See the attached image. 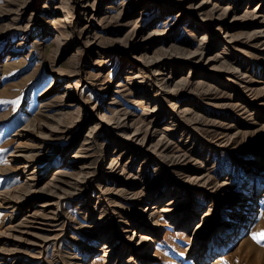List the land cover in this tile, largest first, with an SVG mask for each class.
I'll return each mask as SVG.
<instances>
[{"label":"bare ground","instance_id":"1","mask_svg":"<svg viewBox=\"0 0 264 264\" xmlns=\"http://www.w3.org/2000/svg\"><path fill=\"white\" fill-rule=\"evenodd\" d=\"M109 1L47 0L44 8L48 9L51 15L56 16V21L54 27L46 26L39 33V35L43 34L40 39H36V33L39 31L40 25H43L41 18L35 14V5L38 0L24 1V12L22 14L17 13L20 15L18 17H12L13 13L17 11L11 9L0 15L1 21L9 20L11 25L9 27L0 25L1 28L5 27L0 32V52L1 49L10 45L9 49L0 55V67L3 64V58L5 61L13 59L23 49L26 42L31 39H36L34 43L38 50L37 54L41 55L39 45L43 43H41L43 39L50 35L54 37L56 45L54 51L52 50L55 54V61L56 57H61L63 53L77 49L78 44H82V42L83 51L86 49V56L89 57L88 62L97 57L95 69H91V66H83L78 60V52H74L70 64L56 69L53 67L55 76L51 79L50 86L44 91L43 109L33 120L31 119L32 121H28L22 131L16 135L20 140L28 139L32 142L29 145L32 148L28 150L29 146L25 147L20 142L18 149L10 155L11 160L21 163L24 168L28 169V173L25 184L1 192L4 204L7 206L3 208L16 212L17 218L15 224L0 231V264H49L50 260L61 264H93L95 259L92 260L93 258L90 257L96 256L97 248L96 245L92 246V244L100 242L102 246L100 250L105 252L103 264H111L114 258L122 264H143V257L145 256L139 253L140 250L136 245L141 243L142 248L151 251L153 243L156 242L155 238L159 235L158 232L162 230V227L168 226L167 220H172L178 228L180 227L179 229L182 230L180 233L188 232L191 236L190 241L193 246L187 248V251L191 249L188 255L190 258H201L206 251L211 256H215L216 252L222 251L224 247L226 255H217L213 263H210L222 264L229 256L228 253L244 244L250 236L249 229L253 224L252 222L258 218V212L262 206L259 201L261 199L264 201V198L261 197L264 196V177H260L259 180L249 177L248 181L245 182L246 186L242 189L239 188L244 191L239 198L244 199L245 203L238 210L239 204L234 206L236 197L228 200L230 195L228 192H232L234 187L227 181L221 182L214 188L210 187L213 176L210 173V167H208L209 159L199 161V159L192 157V151L190 154L187 152L174 156L169 155L173 147V141H170V138L175 136L174 139H177L175 132H177L178 125L186 120L185 126L193 131H199L201 126H204L202 114L199 113L198 115L193 107L182 108L179 106L173 114L170 125L165 129H158L156 123L150 122L145 128L139 126L135 127L133 131L134 122L130 123V121L135 115L125 112L119 121H112L102 111V108H97L95 105V93L100 95L120 57L129 64V69L133 73H137L138 78L143 82L150 84V87L154 86V88L166 91L167 98L152 97L147 94L137 100L138 104H143L146 108V112L143 113L145 119L150 121H162L166 115L163 116L162 114L166 110L163 108L166 107L168 98H175L182 90L202 88L205 93L213 91L215 88L210 83L213 79H208L211 74L215 75L214 77L217 79L214 82L218 84L221 82L224 72L229 80L234 78L230 81L235 82V84L237 79L242 82L243 78L246 79L245 77L248 75L246 76V73H242L232 63H229L228 59H232L231 51L243 55H252L251 52L254 51L253 48H256V43L259 40H264V0H239L240 6L237 8H232V4L236 3L237 0H113V4L107 5L105 10L102 9L105 4L110 3ZM245 1H247V7L241 9L242 2ZM116 7H118V11L114 15L112 12ZM31 9H33L32 14L26 18L25 14H28ZM207 13L210 15L205 16ZM76 14H78L79 19L75 22L73 17ZM89 17L91 25L84 26L83 23ZM157 17L165 20L163 21L165 23L163 28H158V26L154 31H148L146 26ZM146 20L148 21L147 25H141ZM112 22H116L117 25L107 29L106 25ZM204 23L207 25L199 28ZM78 27H82L84 30L88 29L85 33L87 36L83 37L84 41H80L76 36ZM101 28L105 29L104 34L100 31ZM239 28L241 32L235 34L234 31ZM53 30L55 33H52ZM13 33L22 35L20 42L15 45L11 37ZM183 34L191 36L196 40L195 43L192 41L191 44L186 43V38L175 42L176 37ZM208 45L211 46V49ZM237 46L240 48L234 49ZM53 65L55 66V64ZM90 71L91 75L89 74ZM86 72L88 79L83 81ZM106 74L105 80L100 82ZM235 79L236 81H234ZM253 82L252 80L244 81V87L250 92L253 99H259L257 100L260 103L258 107L262 108L264 105V88L261 90L255 88ZM80 92L85 93V95L82 96ZM94 109L93 116L87 119V111L89 110L90 114ZM243 115L252 121H261L264 118L260 112L253 108L251 103H247V107H244ZM88 122L92 125L86 127ZM63 125L65 127L59 135V140H56L55 135ZM120 127L132 130V137L141 134L143 136L140 140L138 137L136 139L133 137V145H128L129 142L125 141L124 138L125 140L118 145L119 147L124 145L122 148L126 150L109 166L108 164L104 166L106 169L104 175H111V179L114 181L111 185L114 187H105L99 184L97 186L99 190L97 199L84 197L78 203L80 209L83 210V215L89 217L92 227L95 228L94 233L97 232L98 234L97 237H91V241L87 242L85 246L80 247V249L83 248V255L66 257L60 250L59 243L65 237L64 230L68 227L67 223H79V221L72 214L63 210L62 202L71 195V191L69 192L66 187L63 188L64 186L61 185L66 183L68 186L70 184L69 180H62V177L68 176L76 179L73 184L77 189L84 183L91 185L94 176L92 175L94 161L87 159L89 157L87 153H91L97 148V150L100 149L102 144L99 141V134L107 129L112 132L115 128ZM158 132L166 136L163 137L164 139L161 137L155 145L149 141H144L146 135L150 139H154ZM244 134L246 136L247 133ZM78 136L80 137L79 144L74 147L72 142ZM167 136L170 138L166 140ZM32 137L36 138V141H33ZM219 139L211 146L212 150L214 148L232 147V137L228 138L227 135L221 136ZM125 153H133V156L147 155L145 160L154 158L157 165L164 162L173 166L189 161L199 164L198 170L191 171L194 173L193 176H183L188 178L187 182L192 185V189L197 195L214 199L216 201L215 206L221 209L225 204L224 207L229 208V220L223 222L222 225L219 224L217 227L220 229L217 227L215 229L209 228L210 217L216 215L215 213L211 215L210 211H214L212 208L207 213L202 211L203 214L198 213L197 217L196 215L192 217L194 199L190 198L192 191L186 188L182 190H187L189 196L182 194L177 189L170 191L172 197H169V201L165 202L166 204L160 211L157 210L159 209V195L150 193V190L147 191L151 194L149 197L145 188L134 191V193L129 192L130 190L127 191L124 187L117 188L115 184H124L127 176H131L126 168V163H124L127 158ZM55 155L56 157H54ZM44 158L47 159L43 160ZM258 160L264 162L262 157H258ZM36 163H41V166L35 167ZM22 165L20 168L23 167ZM52 167H56L54 176L42 185L40 182L44 180V176L49 173L48 170ZM9 168L3 169L5 173L11 170ZM78 174L83 175L84 181H78ZM114 174L115 179L113 180ZM250 181H253V184H250ZM62 192L64 193L62 194ZM160 193L162 191L157 194ZM114 194L121 196L123 202L131 199L137 202L147 199V197L149 199L153 197L155 205L151 207L152 212L149 221H147L149 225L147 223L142 224L146 222L144 218L136 220L135 213H128L126 217L125 205L123 206L116 200L112 201L111 197ZM108 196L111 197L108 198ZM224 196H226L225 201L223 200ZM258 205L259 209H257ZM0 207L2 208V205ZM117 211L118 214H124L122 215L124 219L118 220V223L116 221L113 230L102 228L100 222L103 220L114 221L117 219ZM98 212H100V217L97 219L99 222H96ZM263 216L264 214H261L259 219ZM164 219L166 222L163 221ZM119 226H121V230H119ZM229 229L230 236H228ZM132 231L133 236H128V233L131 232L132 234ZM146 234L152 235V237H148ZM220 241L222 245L219 246ZM52 242L55 243L54 257L48 259L46 247ZM159 253H162V250L157 248L156 255ZM154 258H147L150 259V264H155L157 259L153 260ZM190 263L194 264L192 260Z\"/></svg>","mask_w":264,"mask_h":264},{"label":"rangeland","instance_id":"2","mask_svg":"<svg viewBox=\"0 0 264 264\" xmlns=\"http://www.w3.org/2000/svg\"><path fill=\"white\" fill-rule=\"evenodd\" d=\"M18 1L0 0V15H2V13H5L8 9H11L15 12L17 11L16 13H13L12 17L20 16L18 14L20 13L22 14L24 12L23 2L26 0H22V1L18 0ZM46 1L47 0H38V2L35 5L36 8L35 14L36 15L38 14L37 17L41 18V22L43 24L40 25V29H38L39 31L36 33L37 34L36 39H40V37L43 36V34L39 35V33H41L46 26L54 27L56 21V16H54L53 14L51 15L48 9L44 8ZM109 2L110 3L105 4L102 9L105 10L107 8V5L113 4V0H110ZM246 4L247 1L242 2L241 9L243 8L246 9L247 7ZM238 6H240L239 0H237L236 3L232 4V8H237ZM117 11H118V7H116V9L114 8V11L112 13L115 15ZM32 12L33 9H31L28 12V14H25V17L29 18ZM206 15H210V13L205 14V16ZM78 19H79L78 14H76L73 17V21L76 22L78 21ZM90 20H91L90 17L87 18L86 21L83 23L84 26L87 25L90 26L91 25ZM163 21H165L163 18L157 17L149 25H147L148 22L147 20L144 23H141V25L143 26L147 25L146 29H148V31H154V29L157 28L158 26H159L158 28H163V25L165 24ZM1 24H3V26L6 27L11 26L9 20H5L4 22L0 20V25ZM116 25H117L116 22H112L106 25V28L108 29L111 27H115ZM206 25L207 24L204 23L200 25L199 28L201 27L203 28V26L205 27ZM4 29L5 27L3 28L0 27V32ZM86 30L88 29L84 30V28L78 27L77 30L78 32L76 33V36L80 41H84L83 37L85 35L87 36V34H85L87 32ZM100 31H102V34H104L103 32L105 31V29L101 28ZM240 32H241L240 28L234 31L235 34H239ZM52 33H55L54 30L52 31ZM11 37L13 39L14 45L19 43L20 40L22 39V35H20V33L18 34L13 33ZM176 38L177 39L175 40V42H178L183 38H186L187 39L186 43L188 42L190 44L191 41L192 43L193 42L195 43L196 41L191 36H187L186 34H183ZM35 40L31 39L30 41H27L23 49L20 50L19 53L15 57H13V59H11L10 61H5V58H3L2 59L3 64L0 67V79H1L0 80V205H2V208L0 207V229H1L0 231L5 230L7 227H9L12 224H15L17 218L16 212H12L11 210L8 211L4 209L7 206L4 204V199L1 196V192L11 190L17 186H22L23 183L25 184L27 179L28 169L24 168V166L21 163L13 162L11 160L12 157L10 155H12L18 149V145L20 142H22V145H24L25 147L29 146L32 142H30L28 139L20 140L16 135L17 133L22 131V128H24V126L27 124L28 121H32L43 109L44 91L50 86L51 79L55 76L53 70L70 64L74 56V52L75 53L78 52V60L80 61V63H82L83 66L85 65L87 67L91 66V69L96 68L95 64L97 57L96 59L95 58L90 59L91 61L88 62L89 57L86 56V49L85 51H83V42L82 44H78V46L76 47L77 49L72 51H67L63 53L59 58L56 57V61H55V54L53 52L54 51L53 49L55 48L56 45L54 42V37L50 35L47 36L45 39H43V41H41V43L43 42L42 44L39 45L41 55L37 54L38 50L34 43ZM256 44H257L256 48L252 49L254 50L253 52H251L252 55H243L241 53H233V51H231L232 59H228L229 63H232V65H234L236 68L241 70L242 73H246V76L248 75L247 77H245L246 79L243 78L242 82H240V79H237V82L235 84V82L230 81L233 80L234 78L229 80L224 72L222 73L224 74L222 78L223 80L221 79V82L218 84L214 82L215 79H217L216 77H214L215 75L211 74L209 75L208 79L210 78L213 79V81H211L210 83L212 84V87L215 88L216 90L214 89L210 93H205V91L202 90V88L201 89L187 88L185 90L180 91L175 98L169 97L168 98L169 101L166 102L165 105L166 107L163 108L164 110L165 109L166 110L162 115L163 116L165 114L166 115L162 119V121L156 122V121L146 120L144 116V113L146 112V108L144 107L143 104L141 105L138 104L137 100L141 99L144 95L147 94L152 97L156 96L161 98H167L166 91L159 88H154V86L150 87V84L146 83L145 81L143 82V80L138 78L137 73H133L129 69L128 67L129 64L126 63L124 59L121 57L119 58L117 64L115 65L112 74L108 78L107 80L108 82L106 81L107 84L101 90L100 95L95 93L96 94L95 105L97 106V108L100 109L102 108V111L105 112V114L109 116L112 121L115 122L119 121L120 117L125 112H130V114L131 113L134 114L135 116H133L132 120L130 121V123L134 122V128L132 129L133 131L135 127L141 126L145 128L146 125H148L150 122L156 123V125H158V129H165L170 125V121L172 120L173 114L175 113L177 107L179 106H181L182 108L193 107L198 115L199 113L203 115L204 126H201L199 131H193L189 127L185 126L184 123H186V120H183L182 123L178 125L177 132H175L177 139L176 140L174 139L175 136L174 138L173 137L170 138V136L166 137V140L170 138V141H173V145H172L173 147L169 155L174 156L176 154H185L187 152L190 154V152L192 151L191 152L193 154L192 157H194L195 159H199V161H201L202 159H209L208 167H210V173L213 176V180L211 182L210 187L214 188L219 184H221V182L227 181L228 184L234 187L232 188V192L231 191L228 192L230 194L233 193V195H229L228 200L232 199L233 197H238L239 195L236 194L239 193L240 190L239 188L242 189L246 186L245 182L248 181L249 177L254 178L255 180H259L260 177L261 178L264 177V162H262V160L261 161L258 160V157L260 158L262 157L264 159V128H262L264 127V118H262L261 121H252L249 117H245V115H243L244 107H247V103H251L253 105V108H255L257 112H260V115L264 117V105H262L263 106L262 108H259L258 106L260 105V103L257 102V100L259 99L257 100L253 99V97L250 96V92L244 87L245 85L244 81L252 80V82L254 81L253 84L255 88H260L259 90L264 88V40H259ZM9 47L10 45H8L4 49H1L0 55L5 51H7ZM209 48L211 49V46ZM237 48L240 47L239 46L234 47V49ZM53 64H55V66ZM53 67H55V69H53ZM89 74L91 75V71ZM106 77L107 74L102 78L100 82H103ZM87 79H88V75L86 72L83 77V81ZM234 81H236V79ZM80 94L82 96L85 95V93H81V92ZM170 103H172L173 105H171ZM66 111H68V109H66ZM94 112L95 109L92 110V112H90L89 114V110H88L86 113V117H88L87 119H89L90 116H93ZM90 125H92V123L88 122L86 127ZM64 127L65 126L63 125L57 131L55 135L56 140H59V135L63 131ZM109 130L110 129H107L106 131L99 134V141L100 144H102L100 146V149L97 150L98 149L97 148L93 152L91 153L89 152L90 154L87 153V156L89 155L87 159H91L94 161V171L92 174L94 176L92 177L91 185L84 183L77 189L76 186H74L73 184V182H75L76 179H72L68 176L62 177V180L65 179L69 180L70 184H68V186L66 183L61 185L64 186L63 188L66 187V189L69 190V192L71 191V195L67 197L65 196L66 198L62 202L63 210L66 213L72 214L79 221V223H75V222L67 223L68 227H66L64 230L65 237L63 238V241L59 243V248L66 257L69 256L75 257L76 255L78 256L83 255L82 252L83 248L80 249V247L85 246L87 242L89 243L91 241L90 240L91 237H97L98 234L97 232L94 233L95 228L92 227L93 225H91V221H89L90 220L89 217L83 215V210L80 209L78 203L82 201V198L84 197L85 198L92 197L94 199H97V195L99 194L98 193L99 190L97 189V186L99 184L105 187L108 186L114 187L111 185L114 182L111 179V175L109 176L104 175V173H106V169L104 168V166L107 164L109 166L114 160L118 158V156L122 152H124V150H126L122 148L124 145L121 147H119L118 145L122 143L123 140L126 139L125 141L129 142L128 145H133L132 139L134 136L133 137L131 136L133 132L132 130L123 127L115 128L112 132ZM244 133H247L246 136ZM227 135L228 138L232 137V143H231L232 147L230 146L228 148H223V149L214 148V150H212L211 146L213 145V143L215 141L217 142L218 140H220L219 138H221V136L225 137ZM142 136H143L142 134L140 136L136 135V137H138L139 140ZM164 136L163 134H160V132H158V135L154 139L153 138L150 139L146 135L144 141H149L151 144L155 145L159 141V139L161 137L163 138ZM136 137L134 138L136 139ZM32 139L33 141H36V138L32 137ZM79 141H80V137L79 136L75 137L72 142L73 146L75 147V145L79 144ZM31 148L32 147L29 146L28 150H31ZM146 156L147 155L144 154H140L138 156H133V153L127 154V158L124 160V163H126V168L131 173V176H127V178L125 179L126 183L124 184H127L126 186L123 183H121L120 185L115 184L117 188L124 187L127 191L130 190L129 192L134 193V191H137L142 188H145L147 192L148 189L151 190L149 188L151 186L162 187L165 190L162 193L164 201L168 200L169 197H171V195H169L170 194L169 192L176 189L177 191L180 190L182 194L189 196L187 190H182L183 188H186L192 191V195H190V198L194 199V203H193L194 210L191 212L192 217L194 215H196L197 217L198 213H202V211L207 213L212 208L214 211H210L211 215L213 213H215L216 215H214L215 217L214 216L210 217V223H208L209 228L215 229L219 224L222 225L223 222H227L229 220L228 218L229 208L224 207L225 204L223 205L222 209L218 208L217 206H215L216 201L214 199L212 198L207 199L205 196L197 195L195 190L192 189V185L189 182H187L188 175L193 176L194 173L191 171L198 170L199 164H195L194 161H189L181 165L172 166L164 162H161L160 165H157V162L154 161V158L145 160ZM54 157H56V155ZM46 159L44 158L43 160ZM21 165L23 166L22 168H20ZM39 165L41 166V163H36L35 167H38ZM156 166L157 169L155 170ZM6 168H9L11 170L8 173L7 172L5 173L3 169ZM33 169L31 170V172L33 171ZM55 170L56 167L55 168L52 167L50 170H48L49 173L44 176V180H42L40 183L42 185L47 183L49 179H51L54 176ZM31 172L29 171V173ZM80 175L81 174H78L77 177L78 181H84L83 175L81 176ZM183 175H186L187 177ZM104 178H106L107 180L105 179V181L102 182ZM112 178L113 180L115 179V174L114 177ZM104 182L106 183L107 186L105 185ZM251 183H253V181ZM148 192L147 194L150 197L151 194ZM63 193L64 192H62V194ZM109 197L111 196H108V198ZM149 197H147V199L145 198L146 200L145 199L138 200L137 202L133 199L127 201L125 200L123 202L121 196H117V194H114L112 195L111 199L112 201L116 200L120 202L123 206L125 205L126 207L125 216L128 213L131 214L135 213V216H138L140 218L143 217L147 218L149 217V213H148L149 211L147 209L145 210V207L146 205L149 206L153 205L151 203L149 204L144 203L145 201L149 200ZM225 198L226 196L223 197L224 201ZM259 202L262 203V206L260 208V211L258 212V218H256L255 221L252 222L253 224L249 229L250 236L244 242V244L240 246L238 245L239 246L238 248L230 252L228 251L229 255L238 252L240 253V255L234 257V259L227 258L222 264H264V244L257 243L252 238L254 233L264 232V216L260 218L261 220L259 219V216L261 214H264L263 212L264 201L263 199H261ZM161 207H163V205H161L160 208ZM257 209H259V205ZM122 215L124 214L122 213L118 214L117 219H115L114 221L103 220V222H100L102 228L105 227L109 230H113V228H115V222L117 221L116 223H118L119 221L124 219L122 218ZM99 217H100V212L97 213L96 220ZM163 221L166 222L165 219ZM96 222L99 221L97 220ZM171 222L172 221L170 220L167 222L168 223L167 228L169 231L166 233L165 236L163 235L162 238L163 240L159 244L158 249L160 247L164 248L166 242L168 243L170 239L173 240L175 239L177 243L172 241L173 246L177 245L178 247H180V249H178L177 252H175L174 250L172 253L167 252L166 253L167 257L163 256L164 251L161 248L160 250H162L163 254L159 253L160 257L159 254L156 255L157 249L154 251L152 250L153 251L152 257L155 256V258L157 257L158 259L155 262V264H161V262H163L164 264H189V260L191 262L192 258L188 256L190 252L187 251V248H189L190 245H192V242L190 241L191 236L189 235L188 232L180 233L182 231L179 229L180 227L178 228L177 225H175V223L173 222L171 223ZM84 227L87 229L85 230ZM119 227L120 229L119 228L118 229L121 230V226ZM129 235L133 236V231L132 234L131 232L130 234L128 233V236ZM146 235L148 237H152V235L149 234ZM163 241L166 242L163 243ZM100 243L92 244V246L96 245L95 247L97 248V249L95 248L96 256L93 257L94 256L93 255L92 257H90L93 258L92 260L95 259L93 261V264H103L102 261L105 252L100 250L102 247ZM54 246L55 243L52 242L46 247V256L48 257V259H52L54 257V249H55ZM139 246L140 244L137 245V247ZM64 260H67V258H64ZM150 263L151 261L147 262V264ZM210 263H213V261L206 262L204 264H210ZM49 264H61V263L50 260ZM111 264H122V263L119 262V260H117L116 258H114Z\"/></svg>","mask_w":264,"mask_h":264},{"label":"built area","instance_id":"3","mask_svg":"<svg viewBox=\"0 0 264 264\" xmlns=\"http://www.w3.org/2000/svg\"><path fill=\"white\" fill-rule=\"evenodd\" d=\"M250 184H253V183H251L250 182ZM151 190H150V193H154V195H159V197H158V200H159V209H157L158 211H160L161 210V208H163L164 207V205L169 201V200H166V201H164V199H163V192L165 191L162 187H158V186H151V187H149ZM149 190V189H148ZM169 190V189H168ZM160 191H162V193H160V194H157L158 192H160ZM169 193H171V192H169ZM242 193H244V191L242 190L241 191V189L239 190V193H238V197H236V199H235V203H234V206L236 205L237 206V204H239L238 205V207H237V209L239 210V209H241V205H243L244 203H245V201H244V199H242V198H239L240 197V194H241V196H242ZM264 193V192H263ZM169 195H171V194H169ZM231 195V194H230ZM171 197H172V195H171ZM261 197H263L264 198V196H261ZM154 199H153V197L151 198V199H149L148 201H146V202H144L145 204H149V203H151V204H153L152 206H154L155 204V201H153ZM160 200H161V203H160ZM164 202H166V203H164ZM161 205H163V207H161L160 208V206ZM152 206H149V205H146V207H145V210L147 209L148 211V213H149V217H147V218H144L145 219V221L146 222H144V223H142V224H145V223H147L148 225H149V222H147V221H149V218H150V214H151V212H152V209H151V207ZM135 218H136V220H139V219H141V218H139L138 216H135ZM169 221V220H168ZM167 221V222H168ZM170 221H172V220H170ZM173 222V221H172ZM174 223V222H173ZM168 224V223H167ZM176 225V224H175ZM143 226V225H142ZM162 230H160V233H159V235L158 236H156V238H155V241L156 242H154L153 243V245H152V250L154 251V250H156L157 248H158V246H159V244L161 243V241L163 240L162 238H163V235L165 236L166 235V233L169 231L168 230V228L167 227H162L161 228ZM231 235V233H230V229L228 230V236H230ZM225 238V237H224ZM222 240V239H221ZM140 244V246L138 247L139 248V250H140V254L143 256H145V257H143L144 259V263L143 264H147V262L148 261H150V259H147V258H150V257H152L153 256V251L151 250V251H148L147 249H144V248H142V246H141V243H139ZM209 245H210V243H209ZM221 245V241H220V244H219V246ZM193 245H190V248L192 247ZM136 247H137V245H136ZM225 248L223 247L222 248V251H220V252H216V254H215V256H211L210 255V253L208 252V251H206L204 254H203V256H201V258H193L192 257V262L194 263V264H204V263H206V262H212V261H214L215 260V258H217L216 256L217 255H220V254H222V255H226V253H225ZM149 252V254H146V253H148ZM188 252H191V249H189L188 250ZM146 254V255H145ZM130 255V254H129ZM189 255V254H188ZM155 257V256H154ZM153 258V257H152ZM155 259H157V258H155ZM155 259H153V260H155ZM158 260V259H157Z\"/></svg>","mask_w":264,"mask_h":264},{"label":"crops","instance_id":"4","mask_svg":"<svg viewBox=\"0 0 264 264\" xmlns=\"http://www.w3.org/2000/svg\"><path fill=\"white\" fill-rule=\"evenodd\" d=\"M166 238V237H165ZM165 240V239H164ZM172 241H174V242H176L177 243V241H175V239L173 240V239H170V241H168V243L166 242V241H163V243H165L166 242V244H165V247L164 248H162V247H160L161 249H163V251H164V254H163V256H166V253L167 252H173V250L175 251V252H177V250L178 249H180V247H178L177 245L176 246H173V242ZM175 245V244H174ZM174 252V253H175ZM246 252V251H245ZM245 254H247V253H245ZM240 255V253L238 252V253H233V254H231V255H229L227 258H231V259H234V257H237V256H239ZM249 256V255H248ZM167 257V256H166ZM226 258V259H227ZM161 264H164L163 262H161ZM189 264H190V260H189Z\"/></svg>","mask_w":264,"mask_h":264},{"label":"snow or ice","instance_id":"5","mask_svg":"<svg viewBox=\"0 0 264 264\" xmlns=\"http://www.w3.org/2000/svg\"><path fill=\"white\" fill-rule=\"evenodd\" d=\"M252 238H253V240H255L257 243L264 244V232H261V233H254Z\"/></svg>","mask_w":264,"mask_h":264},{"label":"water","instance_id":"6","mask_svg":"<svg viewBox=\"0 0 264 264\" xmlns=\"http://www.w3.org/2000/svg\"><path fill=\"white\" fill-rule=\"evenodd\" d=\"M85 81V80H84Z\"/></svg>","mask_w":264,"mask_h":264}]
</instances>
